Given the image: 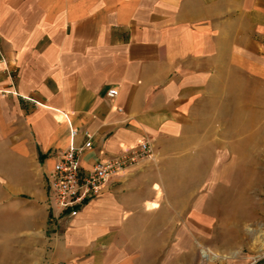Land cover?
<instances>
[{
  "label": "crops",
  "instance_id": "1",
  "mask_svg": "<svg viewBox=\"0 0 264 264\" xmlns=\"http://www.w3.org/2000/svg\"><path fill=\"white\" fill-rule=\"evenodd\" d=\"M249 80L264 84V0H0V213L16 264H217L185 238L200 225L198 184L178 177L185 197L169 200L158 163L193 144L205 100ZM62 114L75 146L92 137L83 169L153 149L73 217L49 205L48 175L71 143Z\"/></svg>",
  "mask_w": 264,
  "mask_h": 264
},
{
  "label": "rangeland",
  "instance_id": "2",
  "mask_svg": "<svg viewBox=\"0 0 264 264\" xmlns=\"http://www.w3.org/2000/svg\"><path fill=\"white\" fill-rule=\"evenodd\" d=\"M232 87L226 97L221 90L219 98L205 100L193 144L166 147L158 163L169 200L185 197L180 178L193 176L198 184L200 225L186 226L185 238L201 260L216 258L217 264L229 256L264 254V84L249 80ZM5 223L0 213V264H16L19 244Z\"/></svg>",
  "mask_w": 264,
  "mask_h": 264
},
{
  "label": "built area",
  "instance_id": "3",
  "mask_svg": "<svg viewBox=\"0 0 264 264\" xmlns=\"http://www.w3.org/2000/svg\"><path fill=\"white\" fill-rule=\"evenodd\" d=\"M117 94V89L111 88L107 97L113 99ZM62 116L69 126L71 143L60 152L48 175L49 205L55 216L63 214L73 217L120 172L141 161L150 160L153 149L148 142H141L117 156L97 159L88 169H83L80 157L91 147L92 137L87 131L80 132L85 142L79 147L75 146L73 139L79 131L70 125L67 114Z\"/></svg>",
  "mask_w": 264,
  "mask_h": 264
}]
</instances>
